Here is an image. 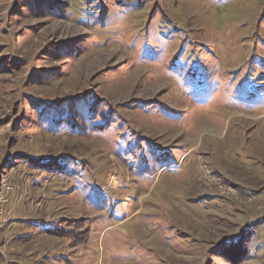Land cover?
<instances>
[{
  "label": "rangeland",
  "instance_id": "374dc122",
  "mask_svg": "<svg viewBox=\"0 0 264 264\" xmlns=\"http://www.w3.org/2000/svg\"><path fill=\"white\" fill-rule=\"evenodd\" d=\"M0 264H264V0H0Z\"/></svg>",
  "mask_w": 264,
  "mask_h": 264
}]
</instances>
